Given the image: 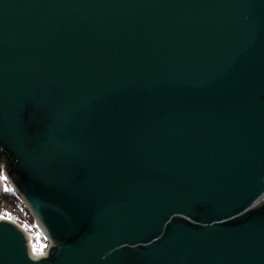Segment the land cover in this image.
Segmentation results:
<instances>
[{
	"label": "water",
	"instance_id": "obj_1",
	"mask_svg": "<svg viewBox=\"0 0 264 264\" xmlns=\"http://www.w3.org/2000/svg\"><path fill=\"white\" fill-rule=\"evenodd\" d=\"M0 165V264H264V0H0Z\"/></svg>",
	"mask_w": 264,
	"mask_h": 264
},
{
	"label": "rangeland",
	"instance_id": "obj_2",
	"mask_svg": "<svg viewBox=\"0 0 264 264\" xmlns=\"http://www.w3.org/2000/svg\"><path fill=\"white\" fill-rule=\"evenodd\" d=\"M0 178L2 181V191L3 190L15 191L13 186L11 185L10 181L6 177V175L3 171V167L1 165H0ZM21 201H22L23 205H21L19 207V210H20V216L22 217L24 224H20V223L19 224L27 232L28 239H29V242H30V245H31L33 251L35 249V251H34L35 253L43 254L47 250L50 242H49L48 238L46 237V235L44 234L43 230L41 229L40 225L38 224V222L36 221V219L32 215V213L30 212V210L26 206V204L23 202L22 199H21ZM0 217L12 219L10 217L3 216L1 212H0Z\"/></svg>",
	"mask_w": 264,
	"mask_h": 264
},
{
	"label": "trees",
	"instance_id": "obj_3",
	"mask_svg": "<svg viewBox=\"0 0 264 264\" xmlns=\"http://www.w3.org/2000/svg\"><path fill=\"white\" fill-rule=\"evenodd\" d=\"M21 205H23L21 198L15 191H2L0 212L3 216L10 217L18 223L24 224L19 210Z\"/></svg>",
	"mask_w": 264,
	"mask_h": 264
},
{
	"label": "snow or ice",
	"instance_id": "obj_4",
	"mask_svg": "<svg viewBox=\"0 0 264 264\" xmlns=\"http://www.w3.org/2000/svg\"><path fill=\"white\" fill-rule=\"evenodd\" d=\"M34 251H35V249H34Z\"/></svg>",
	"mask_w": 264,
	"mask_h": 264
},
{
	"label": "built area",
	"instance_id": "obj_5",
	"mask_svg": "<svg viewBox=\"0 0 264 264\" xmlns=\"http://www.w3.org/2000/svg\"><path fill=\"white\" fill-rule=\"evenodd\" d=\"M2 166V165H1Z\"/></svg>",
	"mask_w": 264,
	"mask_h": 264
}]
</instances>
